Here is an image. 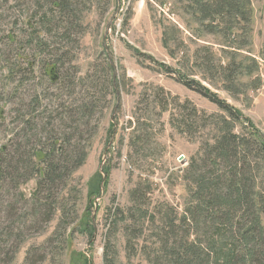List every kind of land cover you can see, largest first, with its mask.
Masks as SVG:
<instances>
[{
  "label": "rangeland",
  "instance_id": "374dc122",
  "mask_svg": "<svg viewBox=\"0 0 264 264\" xmlns=\"http://www.w3.org/2000/svg\"><path fill=\"white\" fill-rule=\"evenodd\" d=\"M64 1L69 4L65 9ZM189 3L0 0V158L5 146L26 158L19 175L0 188V264H71L74 252L92 264H106L109 241L116 264H173L177 236L206 253L218 237L212 223L200 220L197 227L194 219L183 217L199 210L202 199L196 192L202 180L213 176L209 153L226 127L211 115L230 116L165 67L184 69L244 114L235 133L250 137L252 146L234 150L241 161H216L228 170L219 175L224 180L235 175L253 206L244 212L246 206L229 205L234 222L225 230L226 248L240 242L238 230L259 212L264 227V157L249 130L250 121L264 136V63L258 88L239 95L223 89L216 67L227 46L225 28L234 23L216 18L210 31ZM250 10L248 30L236 23V35L247 41L245 54L262 61L264 0H250ZM104 38L109 54L102 50ZM201 58L210 61L213 72L195 64ZM55 61L62 73L58 83L46 71ZM71 111L83 132L72 143L80 140L87 156L55 187L49 213H41L36 211L40 177L34 169L40 163L35 153H49L52 139L71 125ZM104 169L109 170L102 175L106 185L93 196L98 205L92 211L93 240L78 223L88 210V184H95ZM237 251L243 254L242 248Z\"/></svg>",
  "mask_w": 264,
  "mask_h": 264
},
{
  "label": "trees",
  "instance_id": "16d2710c",
  "mask_svg": "<svg viewBox=\"0 0 264 264\" xmlns=\"http://www.w3.org/2000/svg\"><path fill=\"white\" fill-rule=\"evenodd\" d=\"M189 4H192L190 7L194 9L193 14L197 16V19H200V22H203H201V26H207L210 31L214 30L216 21L219 20L216 18L220 17H227L228 21L233 22L234 25L236 23L238 25L243 24V30L245 31L248 30V22H251L250 0H190ZM61 5L64 9L66 6H69V4L65 1L61 2ZM207 21L208 25H206ZM234 25L230 24L225 28L224 36L228 37L226 39L228 40L226 42L227 46L222 49L224 56L220 58L218 63L219 65L216 67V70L219 75V82L222 81L224 83L222 87L223 89L235 95L247 94L250 89H256L261 84L262 76L260 68L264 63V50L260 55L263 62L253 55L245 54L246 51L243 48L247 44V41L243 38V35H236V31H238L240 27H236ZM104 45L105 38L102 40V50L109 54L107 47H105L106 45ZM107 60V65L109 69L112 70V62L110 59ZM196 60L195 64H200L199 66L206 67L208 68L207 70H211V72H213L214 69L212 67L210 68L208 65L210 61H206L203 58H201V61L199 62ZM58 64H60L59 61H55L49 64V67L46 69L49 80L56 83H58L60 75H62ZM165 68L166 71H170V73L175 72L180 74L182 78L181 82H183L184 85L209 98L217 104L221 110L225 111L230 116V119L223 115L214 114L211 115L212 117L210 116L211 118L220 117L224 127L226 128L219 131L218 134L220 136L218 137V141H216L217 145L213 146L214 151L209 153L210 161L212 166L215 168H212L211 171L213 176H209L208 178L202 180L199 190L196 192L197 198L199 200L202 199L201 202L198 203L199 207L197 206L199 210L195 207L189 217L188 215L183 217L184 220L194 219L197 227L200 224V220H202L204 224L212 223V229L217 231L216 236L218 237L213 240L208 247V250H206V253H204V247L197 244H187V242L182 239H178V236L176 235L178 240H174L177 248L173 250L174 254L172 257L174 261L172 263L264 264V227L261 228L263 222L260 217V212L257 213L254 219H251L249 224H246V229L242 230L241 233L240 230H238L240 242H234L233 245L226 248L227 243L229 242L228 240L230 239L228 235L229 233H225V230L228 229L229 222H234L232 216H230V214H233L234 211L233 209H230L229 205L231 206L237 204L240 207L246 206V208L247 206L252 205L249 203L248 196L245 195V192H242L238 188L237 182L234 178L235 175L229 178L230 181H228L229 179L224 180V175H219L228 170H223L219 163H216V161L232 159H235V161H241L239 155L236 154L237 149L244 151L246 147L252 146V139L250 137L239 136L235 133V123L237 121H241V119L244 118V114L240 110L232 107L230 104L222 100L217 93H214L201 81L189 77V75L185 73L184 69L174 71L171 68ZM246 79L248 81H246ZM249 84H253V86H249ZM111 86L114 93L118 94L119 90L116 84V78H113L111 81ZM243 86H247V88L243 89ZM73 111L75 112V110ZM73 111L69 112V121L71 125L65 129V133L61 138L52 139V148L49 150V153H47L46 150L44 151L41 149L35 153V156L38 158L40 163L36 165V168L34 169V173L36 174L35 176L40 177L39 181L36 182L37 188H35V192L38 193L36 211H40L41 213H49L56 193L55 187L61 180L64 181L66 175L82 165L87 156V154L83 152L84 146L80 143V140L72 143L74 138L80 139L83 136V132L81 131V122L78 120L77 116V119H74L75 114ZM247 120L249 121V119H246V121ZM249 130L250 134L254 138V141L257 142L255 143V147L259 149L258 155H262L264 157V136L261 135V131L257 130L254 124L250 121ZM111 132L113 134L114 130H111ZM112 141L114 140L111 139L109 143ZM251 148H249L248 151ZM240 154L246 156L244 153ZM25 159V155L21 151L18 150L16 154H13L8 151V146H5V151L3 150L2 158H0V188L6 185L15 173L19 175L18 173L22 171L21 164L25 161ZM28 164L25 165L26 168ZM104 174L108 176L109 170H102V174L98 173L97 179L94 180L96 183L91 184L90 182L88 184V210L81 216V220L78 223L79 229L93 238V240L95 239L96 228H94L95 217L92 215V211L93 208L94 211L98 208V205H94L96 200H94L93 196L100 194L102 181L104 180L102 179V175ZM17 180L19 181V177ZM104 184L106 185L105 180ZM218 208H226L227 210L218 211ZM249 209L250 207H248L244 212H248ZM118 214L119 212L116 214L115 222L118 221ZM15 224L16 223H12L9 227L14 226ZM208 232L209 230L207 227V233ZM226 236L227 240H225ZM239 248L243 249V254H239L237 251ZM112 250L113 248L111 246V242L109 241V244L105 248L106 264H116L117 262V258ZM79 254L81 255L80 252H74V254L71 253V264H92L89 257H80Z\"/></svg>",
  "mask_w": 264,
  "mask_h": 264
},
{
  "label": "water",
  "instance_id": "95a60500",
  "mask_svg": "<svg viewBox=\"0 0 264 264\" xmlns=\"http://www.w3.org/2000/svg\"><path fill=\"white\" fill-rule=\"evenodd\" d=\"M106 178H104V180H105ZM104 180H103V183H102V186L104 185Z\"/></svg>",
  "mask_w": 264,
  "mask_h": 264
}]
</instances>
